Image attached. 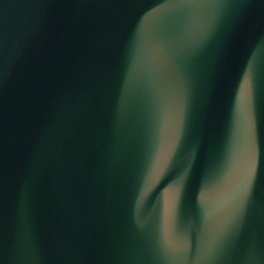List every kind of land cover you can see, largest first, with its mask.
Wrapping results in <instances>:
<instances>
[{
    "label": "water",
    "instance_id": "95a60500",
    "mask_svg": "<svg viewBox=\"0 0 264 264\" xmlns=\"http://www.w3.org/2000/svg\"><path fill=\"white\" fill-rule=\"evenodd\" d=\"M249 250L264 264V0H0V264Z\"/></svg>",
    "mask_w": 264,
    "mask_h": 264
},
{
    "label": "snow or ice",
    "instance_id": "6c2138e0",
    "mask_svg": "<svg viewBox=\"0 0 264 264\" xmlns=\"http://www.w3.org/2000/svg\"><path fill=\"white\" fill-rule=\"evenodd\" d=\"M213 251L214 248L211 247L204 250L205 255H211ZM166 255L187 259L188 247L184 245L177 248H168L166 249ZM244 260H245V264H250V262L255 261L256 260L255 250L247 251Z\"/></svg>",
    "mask_w": 264,
    "mask_h": 264
}]
</instances>
